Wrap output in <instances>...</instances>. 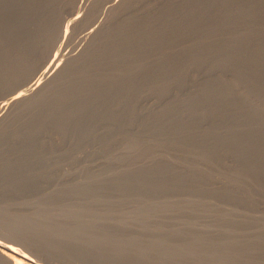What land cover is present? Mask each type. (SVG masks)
<instances>
[{
  "label": "bare ground",
  "instance_id": "obj_1",
  "mask_svg": "<svg viewBox=\"0 0 264 264\" xmlns=\"http://www.w3.org/2000/svg\"><path fill=\"white\" fill-rule=\"evenodd\" d=\"M236 1L206 0L222 16L201 0L115 1L85 49L0 127V229L64 264H264V215L253 213L264 183L263 0ZM77 4L0 0V95L31 83L61 38L65 7ZM181 139L192 142L178 155L168 146ZM92 144L105 165L64 178ZM228 145L240 165L220 185L229 167L217 154ZM217 191L230 209L209 198ZM24 193L33 207L15 211Z\"/></svg>",
  "mask_w": 264,
  "mask_h": 264
},
{
  "label": "rangeland",
  "instance_id": "obj_2",
  "mask_svg": "<svg viewBox=\"0 0 264 264\" xmlns=\"http://www.w3.org/2000/svg\"><path fill=\"white\" fill-rule=\"evenodd\" d=\"M115 1L117 3L120 0H105L104 1L105 2V8H102L100 13H98L96 16L93 15L90 17H88L90 15V9L93 6V4L96 2V0H78L77 6L75 5L74 7L73 6L65 7V9L63 11V16H62L63 21H62L61 38L54 45L52 52H51V55L44 61L42 67L34 74V76L32 78L33 82L31 80L30 84L22 85V86L14 89V90L8 91V92L0 95V127L3 126V127L8 128L11 126L12 117L15 116L17 114V111H18L17 110V102H18L17 100L18 99H20L21 97L32 95L34 93V90L38 86L45 83L48 76H50L54 72H56L58 70V68H60L62 65H64L67 62V60H69L71 57H73L74 55L80 54L85 49L87 43L90 41L93 34H95L97 29L100 27V25L105 23V22H108L110 20V18H111L110 15L116 7ZM243 1L249 2L250 0H243ZM201 2L205 3L204 4L205 8L207 9V11L210 12L211 16H214V15L222 16V15H224V14H221V11L220 12L217 11V6L220 7V4L215 3L212 6L209 4L208 7H206V0H201ZM261 12H262L261 17H262V19H264V0H263V8H262ZM243 20L244 19H240L239 21L237 20L236 22H230L231 23L230 29L228 28L227 30L220 31L224 35H222L221 37L218 38L219 39L218 43H221L222 42L221 39L224 40L225 36H226V38H228V40L231 39L232 36L225 34L224 32L231 30V32L234 34L235 33V31H233L234 29H237L238 27H242L247 23V22H243ZM207 23L210 24L211 22H207ZM212 34H214L213 30H212ZM263 36H264V33H263ZM245 45L246 44H244L243 46H245ZM238 61H239V59H238ZM55 69H57V70H55ZM230 70H232V69H230ZM196 73H198L199 76L203 75L201 69L199 72H196ZM230 73H232V72L230 71ZM34 79H35V81H34ZM36 83H38V85ZM263 83H264V81H263ZM242 87H244V85L240 86L241 90H243ZM253 94H254L253 96H255L254 98L260 97V95L255 91L253 92ZM150 97H151L152 102H156L157 99H156L155 95H151ZM262 100L264 102V99H262ZM231 101L232 100L230 99V103L228 102L227 104H224V106H226V109H229V105L232 103ZM199 104H201V102ZM19 113L20 114L18 116L21 115V121H22V116L24 115V112L23 113L19 112ZM218 119L219 118L216 117V115L209 116L208 119L205 120L204 125H207L209 123L210 124L214 123V121H216ZM168 132H170V131H168ZM206 136H207V138H210V137H212V133L207 132ZM146 138L148 140L152 139V141H154V142L159 141V139L156 138V136H154V137L150 136V137H146ZM191 142H192L191 140L181 139L178 146L177 145H175V146L171 145L168 147L170 149H173L174 153H176L178 155H183L185 147L191 145ZM95 146H97V147H95ZM91 148H92V150L95 148L92 156H89V157L87 156V159H86V156H84L85 158L82 157L81 159H83V160H80V162H82V163H78L79 161L76 163H72V162L68 163V165H67L68 172L66 173L67 176L64 178H67L68 180H70V182H76L77 180L78 181L82 180V176H83L82 172L84 170V167L87 166L88 164L94 165L95 170H97V169L99 170L100 168H102L105 165V160L107 159V155L103 151V149L100 148V145L98 146L96 144L95 145L92 144V145H90V149ZM217 155L222 156L224 163L227 165V167H229L228 171L225 170L226 172L223 171L218 175V176H220L219 181H221V183H218V184L225 185L229 180V176H231L230 174H233V172H234L231 169H234L235 167H238L240 165L239 156L232 152V149L229 145H228V147H223V149H221L219 151V154H217ZM85 160H86V163H85ZM90 162H92V163H90ZM231 171H233V172L231 173ZM234 175H233V177H236ZM113 187H115V186L109 185L108 187L106 186L105 189L109 193L114 194L115 189ZM111 188H113V189H111ZM254 192L256 193V198L260 199V201L258 199V202L260 205L253 209V213L262 216V215H264V183L262 184L261 188H256V190ZM238 193L240 195L242 194V192L241 193L238 192ZM214 194H216V193H214ZM216 195L218 197L217 196L209 197V198H212V201L214 202L216 207L217 208L227 207L228 209H230L231 203L227 199L229 197H226V195H222V193L219 191H217ZM21 196H22V198H21ZM25 198L26 199H34L27 193H24V195H20V198H19V196L13 197V205H14V209H16L15 211H17L18 208H19L18 211H23V210L27 211L30 209L29 205L32 206L33 203L27 205V204L21 202L22 199H25ZM123 202L126 203V201H123ZM15 206H17V207H15ZM27 208H29V209H27ZM1 241H3L2 243L8 244L10 247L12 246V247L17 248V249L14 248L15 251L13 252L11 250H6V249H4V247L2 248V246H0V253L3 255V258L6 261V264H37V263H33L29 259H35L40 264H64L63 259H61L59 257L52 256L47 251L40 250L38 245H36V246L35 245L25 246L24 244H22L19 241L18 237L6 235L0 229V242Z\"/></svg>",
  "mask_w": 264,
  "mask_h": 264
}]
</instances>
